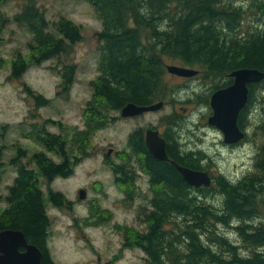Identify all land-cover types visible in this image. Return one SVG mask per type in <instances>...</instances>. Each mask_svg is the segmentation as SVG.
I'll use <instances>...</instances> for the list:
<instances>
[{
	"label": "trees",
	"instance_id": "16d2710c",
	"mask_svg": "<svg viewBox=\"0 0 264 264\" xmlns=\"http://www.w3.org/2000/svg\"><path fill=\"white\" fill-rule=\"evenodd\" d=\"M4 1L0 0V8ZM24 1L13 21L25 26L32 35L27 43L31 63L38 65L67 53L81 39V28L65 18L54 22L51 32L35 1ZM84 1L93 7L102 26L96 37L101 42L99 74L90 82L92 95L83 111L91 130L106 124L108 110L119 111L128 102L149 104L165 99L166 92L173 89L169 91L164 82L163 57L180 60L203 76L228 79L222 86L216 85V89L230 84L229 74L237 68L264 71V0H250L249 6L242 2L245 0H240L239 5L234 3L238 0ZM250 11L256 13L252 15L256 20H249ZM9 21L0 9V39ZM27 65V60L17 54L11 63V77H21ZM74 73V65L62 68L59 86L64 92L71 88ZM257 84H251L248 103L238 117L240 128ZM22 90L34 100L35 107L50 103L26 84ZM262 117L263 126L264 113ZM164 121L172 127L176 125L168 117ZM141 133L142 130L130 133L128 146L140 170L150 175L152 205L140 212L145 229L126 228L122 244L140 248L146 255L145 264H264V145L256 152L255 170L241 181L232 185L219 176L215 185L196 188L192 193L187 192V184L176 169L153 158ZM24 136L33 138L43 150L29 156L26 162L32 163V168L20 163L26 156L24 151L19 150L12 158L17 175L8 186L0 229L21 230L28 244H36L42 250V264H54L46 247L50 220L39 178L48 185L56 177L68 178L76 160L65 149V140L49 132L45 124L34 125ZM170 142L169 152L177 141ZM83 144L85 151L88 145ZM48 152L59 161L55 162ZM189 161L197 166V160ZM110 166L121 175L116 182L119 189L127 200L133 201L137 187L131 168L128 164ZM211 195L220 200L209 202ZM63 196L48 190V200L54 206L70 207L71 201ZM220 227L231 229L235 240L229 239Z\"/></svg>",
	"mask_w": 264,
	"mask_h": 264
},
{
	"label": "rangeland",
	"instance_id": "374dc122",
	"mask_svg": "<svg viewBox=\"0 0 264 264\" xmlns=\"http://www.w3.org/2000/svg\"><path fill=\"white\" fill-rule=\"evenodd\" d=\"M34 1L49 22L51 32H54L53 23L65 18L81 28V39L67 53L35 65L31 63V53L27 47L32 35L25 26L13 21V16L21 12L25 1L5 0L0 8L10 19L0 39V213L6 207L8 186L17 175L12 158L19 150L24 151L26 156L20 163L32 168L33 164L26 162L29 156L43 150L38 142L26 138L24 133H30L34 125L42 127L45 124L49 132L65 140V149L76 160L68 178L56 177L49 185L39 178L45 211L50 220L46 246L50 259L54 264H145L146 255L140 248L125 247L122 243L126 228H135L136 231L145 229L140 212L149 208L147 177L141 175L135 182L136 197L133 201L127 200L115 185L114 176L103 160L108 146L114 148L110 154L111 164H128L139 172L134 166L136 158L132 157L128 146L130 133L151 126L164 131L165 118L173 115L170 120H175L176 126L172 132L178 144L183 149L205 154L208 167L215 170L216 176L221 174L225 179L237 182L252 172L253 158L264 145V125L261 124L264 81L257 84L253 91V99L242 126L245 137L236 146L223 143L222 132L209 125L207 119L212 114L210 94L216 85L222 86L228 79L206 77L201 72L189 78L165 72L164 82L169 91L173 90L166 92L165 100L168 103L160 110L133 119L121 117L119 111L108 110L106 124L91 130L87 128L83 111L92 95L90 82L99 74L97 62L101 42L96 37L102 30L101 21L93 7L84 0ZM239 1L234 2L235 5H239ZM242 2L250 5V0ZM255 14L250 11V19H246L254 20L256 17L252 15ZM17 54H21L29 65L22 76L15 79L11 77V63ZM162 60L164 67L170 64L185 66L173 58L163 57ZM64 65L75 67L68 92L59 86ZM23 84L48 98L50 103L35 107L34 100L22 90ZM173 97L176 101L171 100ZM181 107L186 109L182 110ZM82 143L83 146L88 145L85 151H82ZM47 154L55 162L59 161L52 153ZM49 189L61 192L64 198L71 201L70 207L54 206L48 200ZM80 189L85 190L84 199L78 197ZM212 200H220V197L211 195L208 201ZM220 229L229 239L235 240L236 235L231 229Z\"/></svg>",
	"mask_w": 264,
	"mask_h": 264
},
{
	"label": "water",
	"instance_id": "95a60500",
	"mask_svg": "<svg viewBox=\"0 0 264 264\" xmlns=\"http://www.w3.org/2000/svg\"><path fill=\"white\" fill-rule=\"evenodd\" d=\"M166 72L179 77H193L199 71L196 68L182 65H165ZM232 82L220 87L210 95L209 107L212 114L207 117L208 124L215 126L223 134V143L235 144L243 140L245 131L238 124V117L246 107L251 84L263 81L264 71L256 68H237L230 72ZM163 101L151 104H136L128 102L120 108L123 118L135 117L147 112H155L163 106ZM156 129L148 128L145 131V146L153 158L166 161V140ZM111 154V150L107 155ZM175 169L180 173L187 184L195 187H210L212 179L206 170L192 169L173 162ZM79 198L84 199L85 190H79ZM43 252L36 244L27 242L24 233L17 229H0V264H41Z\"/></svg>",
	"mask_w": 264,
	"mask_h": 264
},
{
	"label": "flooded vegetation",
	"instance_id": "af4514ba",
	"mask_svg": "<svg viewBox=\"0 0 264 264\" xmlns=\"http://www.w3.org/2000/svg\"><path fill=\"white\" fill-rule=\"evenodd\" d=\"M171 100H173V101H176L175 100V98L173 97ZM157 101H160V100H154L153 102H151V103H155V102H157ZM161 101H163V106L166 104V103H168V101L167 100H161ZM151 103H149V104H151ZM162 106V107H163ZM181 109L182 110H185L186 108H184V107H181ZM148 113V112H147ZM145 114V113H144ZM143 115V114H142ZM139 116H141V115H139ZM173 115H169V116H167L168 118H171ZM135 117H138V116H135ZM135 117H133V118H135ZM128 118H132V117H128ZM132 118V119H133ZM165 125H166V128H165V130L164 131H162V130H159L158 128H155V127H153V126H151V127H147V128H145L144 130H142L141 128H138V129H136V130H142V133L141 134H143L142 136H143V139H144V142H145V131L148 129V128H152V129H156V130H158L159 132V134L166 140V152H167V157H168V160H166V161H163V162H165L166 164H168V165H171L172 166V168L173 169H175V166H174V164H173V162H176V163H178V164H180V165H182V166H185V167H187V168H192V169H199V170H206L208 173H209V175L211 176V179H212V184H211V186H213V185H215L216 184V178H218L219 176H222V177H224L223 179H225V176H223V175H221V174H219V176H216L215 174H214V169L213 168H209L208 166H209V163H208V157L207 156H205V154H203V153H199V151H195L194 152V150H186V149H183V147L180 145V144H178V140H177V138L174 136V132H172L173 131V127H172V125H170V124H167V123H165ZM176 126V125H175ZM244 139V138H243ZM170 141H177V143L176 144H174V145H176L175 147H173V148H171V151L169 152V150H170V144H171V142ZM241 141H243V140H241ZM238 143H240V141H238ZM238 143H235V144H229V145H232V146H236ZM130 147V146H129ZM108 151H110L111 150V152L112 151H114V148H111V147H109L108 146ZM107 151V152H108ZM130 151H131V147H130ZM107 152H106V156H105V159H103V160H105V162H106V165L108 166V170L113 174V176H114V183H115V185H118L116 182H117V179L118 178H120L121 177V175L120 174H117V173H115L114 171H113V169H112V167L110 166L111 165V161H110V154L109 155H107ZM150 153V152H149ZM189 153H193L191 156H188L189 155ZM130 154L132 155V157L134 158L135 157V155H134V153H132V151L130 152ZM132 158V159H133ZM190 158H192V159H195V160H197V166L196 167H194V165H193V162L191 163L189 160H190ZM134 160V159H133ZM255 164H256V155L254 156V158H253V170L252 171H254L255 170ZM136 165V167H137V170L139 171V172H135L134 171V169H132L131 168V171H132V173H130V174H132L133 175V179L135 178V182L141 177V175H144V176H146L147 177V194L148 195H150L149 196V205H152V203L150 202L151 201V198H152V194L151 193H153L152 192V190L150 189V186H151V184H150V175L148 174V173H145V172H143L142 170H140V167H139V164L137 163V159H136V162L134 161V166ZM177 170V169H176ZM108 171V172H109ZM178 172V171H177ZM179 173V172H178ZM180 174V173H179ZM181 176V175H180ZM182 177V176H181ZM183 179V178H182ZM225 180H227V179H225ZM242 180V179H241ZM241 180H239V181H241ZM229 183H232V185L235 183V182H233L234 180L232 179V181L231 180H227ZM239 181H237V182H239ZM135 182H133L134 183V185H136V183ZM187 184V183H186ZM137 187V186H136ZM203 187V186H202ZM202 187H200V188H202ZM194 189H196L195 187H193V186H191V185H189V184H187V192H192L193 193V191H194ZM147 194H146V196H147ZM145 196V195H144ZM146 198V197H145ZM42 258H43V255H42ZM41 258V264H42V259Z\"/></svg>",
	"mask_w": 264,
	"mask_h": 264
}]
</instances>
